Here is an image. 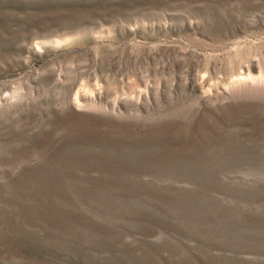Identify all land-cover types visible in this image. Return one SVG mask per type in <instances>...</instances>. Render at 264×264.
<instances>
[{"label": "rangeland", "instance_id": "374dc122", "mask_svg": "<svg viewBox=\"0 0 264 264\" xmlns=\"http://www.w3.org/2000/svg\"><path fill=\"white\" fill-rule=\"evenodd\" d=\"M258 79L264 0H0V264H264Z\"/></svg>", "mask_w": 264, "mask_h": 264}, {"label": "bare ground", "instance_id": "6f19581e", "mask_svg": "<svg viewBox=\"0 0 264 264\" xmlns=\"http://www.w3.org/2000/svg\"><path fill=\"white\" fill-rule=\"evenodd\" d=\"M248 75H249V74H248ZM251 77H252V76H251ZM245 79H246V78H244V77L242 76V80L245 81ZM248 79H250V78H248ZM248 79H247V80H248ZM251 79H253V78H251ZM251 81H255V82H258V81H259V82H264V80H260V79H258V80H251ZM241 83H242V82H241Z\"/></svg>", "mask_w": 264, "mask_h": 264}]
</instances>
